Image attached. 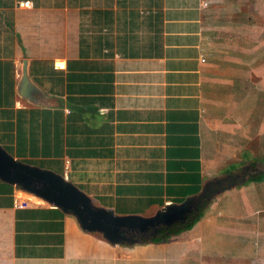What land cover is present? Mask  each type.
<instances>
[{
	"label": "crops",
	"instance_id": "1",
	"mask_svg": "<svg viewBox=\"0 0 264 264\" xmlns=\"http://www.w3.org/2000/svg\"><path fill=\"white\" fill-rule=\"evenodd\" d=\"M0 147L117 216L196 198L264 158V0H0ZM200 210L114 245L0 179V264H264V178Z\"/></svg>",
	"mask_w": 264,
	"mask_h": 264
},
{
	"label": "water",
	"instance_id": "2",
	"mask_svg": "<svg viewBox=\"0 0 264 264\" xmlns=\"http://www.w3.org/2000/svg\"><path fill=\"white\" fill-rule=\"evenodd\" d=\"M20 95L33 101L38 92L29 83L25 69L21 79ZM264 172L261 174L263 175ZM236 175H225L209 181L202 193L181 205H170L152 217H121L113 211L95 206L91 199L61 176L22 164L0 147V179L14 185L20 192L38 198L65 213L74 216L86 232H98L111 244L134 245L145 243L151 237L190 219L215 196L249 181Z\"/></svg>",
	"mask_w": 264,
	"mask_h": 264
},
{
	"label": "rangeland",
	"instance_id": "3",
	"mask_svg": "<svg viewBox=\"0 0 264 264\" xmlns=\"http://www.w3.org/2000/svg\"><path fill=\"white\" fill-rule=\"evenodd\" d=\"M235 163V170L239 179H248L249 177L261 175L264 172V158L249 157L242 159L240 162L236 161Z\"/></svg>",
	"mask_w": 264,
	"mask_h": 264
},
{
	"label": "trees",
	"instance_id": "4",
	"mask_svg": "<svg viewBox=\"0 0 264 264\" xmlns=\"http://www.w3.org/2000/svg\"><path fill=\"white\" fill-rule=\"evenodd\" d=\"M264 178L263 175H257L253 176L249 179V181H260ZM202 212L201 210L198 213H195L190 219H188L186 222L182 224L175 225L173 228L161 232L159 235L154 236L146 240L145 242H159L161 240H164L166 238H169L171 236L177 235L183 231L191 229L194 224L201 218Z\"/></svg>",
	"mask_w": 264,
	"mask_h": 264
},
{
	"label": "built area",
	"instance_id": "5",
	"mask_svg": "<svg viewBox=\"0 0 264 264\" xmlns=\"http://www.w3.org/2000/svg\"><path fill=\"white\" fill-rule=\"evenodd\" d=\"M25 6L28 7V3H25ZM203 6H207V3L204 2V3H203ZM28 204H29V201H26V200H17V201L15 202V206L18 207V208H21V207H27Z\"/></svg>",
	"mask_w": 264,
	"mask_h": 264
}]
</instances>
